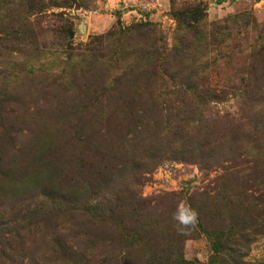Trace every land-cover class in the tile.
Returning <instances> with one entry per match:
<instances>
[{"label":"rangeland","instance_id":"rangeland-1","mask_svg":"<svg viewBox=\"0 0 264 264\" xmlns=\"http://www.w3.org/2000/svg\"><path fill=\"white\" fill-rule=\"evenodd\" d=\"M10 6L0 264H264V0Z\"/></svg>","mask_w":264,"mask_h":264},{"label":"trees","instance_id":"trees-1","mask_svg":"<svg viewBox=\"0 0 264 264\" xmlns=\"http://www.w3.org/2000/svg\"><path fill=\"white\" fill-rule=\"evenodd\" d=\"M6 10L7 11L4 15L0 11V25L6 24V26H4V28L6 29L5 32L8 31V33H5V38H6L7 42L11 44V47H12V44H14L15 42L19 41V43H20L21 39L27 40L29 37L27 35H25L26 31H22V34L24 35L23 38L21 36H18L17 31H15V29H14V27L18 26V25L25 26L27 28L26 24H22L20 19L18 18L17 9L10 6V10L9 11H8V9H6ZM24 30H28V29H24ZM67 33L70 34V31H68ZM25 45L27 46L28 44L25 43ZM153 255L155 258V256H156L155 252ZM181 262H182V258L180 256V254L179 255L177 254V256H175L173 259H171V261L169 263L158 262L155 259L152 261L151 264H179V263L182 264Z\"/></svg>","mask_w":264,"mask_h":264},{"label":"crops","instance_id":"crops-1","mask_svg":"<svg viewBox=\"0 0 264 264\" xmlns=\"http://www.w3.org/2000/svg\"><path fill=\"white\" fill-rule=\"evenodd\" d=\"M106 16H107V19H110V21L112 22L113 16L110 13H107Z\"/></svg>","mask_w":264,"mask_h":264}]
</instances>
